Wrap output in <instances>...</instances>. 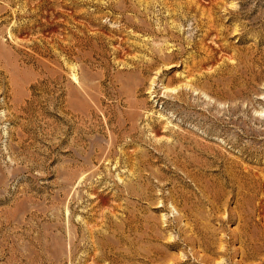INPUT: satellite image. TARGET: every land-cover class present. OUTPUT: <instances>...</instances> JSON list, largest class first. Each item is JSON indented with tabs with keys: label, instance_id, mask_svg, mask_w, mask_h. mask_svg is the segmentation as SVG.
Here are the masks:
<instances>
[{
	"label": "rangeland",
	"instance_id": "1",
	"mask_svg": "<svg viewBox=\"0 0 264 264\" xmlns=\"http://www.w3.org/2000/svg\"><path fill=\"white\" fill-rule=\"evenodd\" d=\"M260 207L264 0H0V264H96L118 227L153 264H214L220 240L231 264Z\"/></svg>",
	"mask_w": 264,
	"mask_h": 264
},
{
	"label": "bare ground",
	"instance_id": "2",
	"mask_svg": "<svg viewBox=\"0 0 264 264\" xmlns=\"http://www.w3.org/2000/svg\"><path fill=\"white\" fill-rule=\"evenodd\" d=\"M29 2V1H28ZM197 6V5H196ZM210 10V9H209ZM208 10V11H209ZM211 11V10H210ZM205 12V11H204ZM209 14V13H208ZM211 15V14H210ZM212 16V15H211ZM210 16V17H211ZM212 18V17H211ZM48 19V18H47ZM212 21V20H211ZM33 36V35H32ZM78 43V42H77ZM155 43V42H154ZM72 45H74V44H72ZM75 46V45H74ZM67 49V48H66ZM77 49V48H76ZM170 49V48H169ZM68 50V49H67ZM78 50V49H77ZM163 50V49H162ZM165 51V50H164ZM161 53V52H160ZM167 56H168V54H167ZM92 59V58H91ZM153 64V63H152ZM159 64V63H158ZM163 65V64H162ZM149 66H151V65H149ZM153 66V65H152ZM159 68V67H158ZM157 68V69H158ZM158 71V70H157ZM140 76V75H139ZM156 82V80H155V78H152V80H151V84H150V89L152 88V85L154 84ZM182 86H186V87H190V88H192V90H194L195 88H198V87H196V86H192V84H189V83H186L185 85H182ZM235 87V86H234ZM164 88L168 91V90H174V89H176V88H178V87H170V86H168V85H165L164 86ZM155 93V91L153 90L152 91V93ZM182 95V94H181ZM156 96V95H155ZM180 98V97H179ZM136 100V99H135ZM137 101V100H136ZM136 101H133L134 103H132L131 104V107L132 108H134V109H136V108H138L137 106H138V102H136ZM141 103V102H140ZM130 104V103H129ZM136 107V108H135ZM134 111V110H133ZM131 112H132V109H131ZM126 113V112H125ZM136 113V112H135ZM129 114V113H128ZM134 114V113H133ZM132 114V115H133ZM135 116L136 115H138V112L136 113V114H134ZM133 115V116H134ZM128 116V115H127ZM131 117V116H130ZM129 118V117H128ZM132 119H133V117H132ZM129 121H130V118H129ZM124 123V122H123ZM134 128V127H133ZM183 139H186L185 137H183ZM113 141V140H112ZM181 142V141H180ZM177 149V148H176ZM181 151V150H180ZM176 153V152H175ZM197 164V163H196ZM203 164V163H202ZM206 165V164H205ZM231 171V170H230ZM227 174V173H226ZM228 176V175H227ZM230 176V175H229ZM157 177V176H156ZM196 180V179H195ZM194 180V181H195ZM233 180L234 179H232V182H233ZM231 181V180H230ZM197 182V181H196ZM200 182V181H199ZM227 182H229L228 180H227ZM197 184H198V182H197ZM203 184V183H202ZM222 184V183H221ZM201 185V184H200ZM199 185V186H200ZM204 186V185H203ZM234 186V185H233ZM259 186V185H258ZM218 187H220V186H218V185H214L213 187H210V186H207V185H205L204 186V188H203V190H205V191H209L208 193L206 192V194H211V196L210 197H213V199H211L212 201L214 200V201H216V200H218L219 198L218 197H221V196H224L225 195V193H224V191H219L220 189H218ZM221 188V187H220ZM241 188V187H240ZM222 189V188H221ZM202 190V191H203ZM140 191V190H139ZM204 192V191H203ZM128 193L129 194H131V192L130 191H128ZM137 193V192H136ZM140 193H142V192H140ZM204 194V193H203ZM205 194V195H206ZM181 195V194H180ZM133 196V195H132ZM145 196V194L143 193V197ZM186 196V195H185ZM204 196V195H203ZM208 196V195H207ZM163 197V196H162ZM169 197V196H168ZM168 197H165L164 199H167ZM171 197V196H170ZM172 197H173V194H172ZM101 198V197H100ZM186 198V197H185ZM184 198V199H185ZM162 199V198H161ZM140 200V199H139ZM163 200V199H162ZM173 200V199H172ZM208 200H210V198H208ZM164 201V200H163ZM186 201V200H185ZM68 202V201H67ZM159 202V201H158ZM162 202V201H161ZM173 202V206L177 209V211L179 212V216L178 217H174L175 218V220H179V219H181V220H183L184 218L183 217H186V216H188L189 215V208H191V207H189L188 208V206H187V204H185L184 206H180V204H178V203H176V201H172ZM215 204V203H214ZM237 205V204H236ZM263 206V205H262ZM259 208V207H258ZM258 211H259V215L261 216V218L263 219V222L261 223V224H264V207H260V209H258ZM189 212V213H188ZM133 214H134V212H133ZM148 214V213H147ZM191 215V214H190ZM192 215H193V213H192ZM228 215V214H227ZM132 215H130L129 217H131ZM149 216V215H148ZM238 216V215H237ZM128 217V216H127ZM140 217V216H139ZM147 217V216H146ZM242 217V216H241ZM137 218V217H136ZM143 218V217H142ZM153 217H150L149 219H152ZM161 218H163V215L161 216V217H157V218H155L154 219V221H156V222H160V223H163L164 222V220H161ZM183 218V219H182ZM188 218V217H187ZM233 218V217H232ZM260 218V217H259ZM125 219V218H124ZM135 219V218H134ZM249 219V218H248ZM143 220V219H142ZM174 220V221H175ZM189 220V219H188ZM124 221V220H123ZM132 220L131 219H129L128 220V223H129V229H131V225H130V222H131ZM134 221V220H133ZM136 221V220H135ZM140 221V220H139ZM139 221H137V222H139ZM149 221V220H148ZM192 221V220H191ZM198 221V220H197ZM136 222V223H137ZM142 222V221H141ZM181 222V221H180ZM260 222H261V220H260ZM125 223V222H124ZM127 223V222H126ZM192 223V222H191ZM242 223V222H241ZM246 222H244V224H245ZM248 223V222H247ZM132 224V223H131ZM243 224V223H242ZM249 224V223H248ZM251 224V223H250ZM141 225V224H140ZM143 225V224H142ZM141 225V226H142ZM145 225H146V221H144V229H145ZM180 225V224H179ZM239 225V224H238ZM118 226H120V224L118 225ZM122 226H123V224H122ZM135 226V225H134ZM157 226H159V225H157ZM197 226H198V224H197ZM242 226V225H241ZM244 226V225H243ZM111 227V226H110ZM121 227V226H120ZM127 227V226H126ZM139 227V226H138ZM147 227V226H146ZM159 227H161V226H159ZM175 227H178L177 225L175 226ZM184 226H181V228H183ZM205 227V226H204ZM245 227V226H244ZM88 228V227H87ZM117 228V227H116ZM125 228V227H124ZM135 228V227H134ZM148 228V229H147ZM146 228V231H145V234H143L141 237H142V239L143 240H145L146 238H150L151 240L153 239V240H158L157 238H159L160 236H158V233H155V231H154V226H148ZM153 228V229H152ZM193 228V227H192ZM200 228H201V226H200ZM90 229V228H89ZM138 229V228H137ZM142 229V228H141ZM140 229V230H141ZM144 229H142V230H144ZM184 229V228H183ZM197 229V228H196ZM251 229V228H250ZM128 230V229H127ZM156 230V229H155ZM179 230H181V229H179ZM184 231H186V232H184ZM191 231V230H190ZM192 231H194V229L192 230ZM252 231V230H251ZM251 231H250V233H251ZM264 231V230H263ZM204 232V231H203ZM203 232H202V234H203ZM232 232H234V231H232ZM253 232V231H252ZM115 233V232H114ZM136 233V232H135ZM140 233V232H139ZM189 233H192V232H189ZM132 234V233H131ZM142 234V233H141ZM140 234V235H141ZM188 234V230H183V236H184V238H183V243L184 242H186L187 244H191L192 242H194V239H193V235L195 234H191V235H187ZM200 234V233H199ZM231 234V233H230ZM233 234V238L235 239V237L234 236H236V234L235 233H232ZM238 234V233H237ZM254 234V233H253ZM264 234V233H263ZM113 235V234H112ZM161 235V234H160ZM163 235V234H162ZM205 235V234H204ZM206 235H207V233H206ZM239 237H238V240L237 241H239L240 243H241V247H239L238 249H235V251L234 252H239L240 253V259H238V260H231V264H264V256H263V258L261 257H259V256H261V254L264 252V241L263 242H260L259 240V242H257V241H255V240H252V237L250 238V236H248V233H246V231L245 230H243V228L239 231ZM260 235V234H259ZM116 236L118 237V241H119V243L122 245H117V243H116V245H112V244H108V245H106V244H102L100 241V249H101V253L100 254H97V253H94L91 257H92V260L94 261V263H96L97 264V262H98V260H99V258H101V259H104V260H106V259H111L112 261H113V263L114 264H135V262H132V261H134L135 259H140L141 260V263L142 264H153L152 262L154 261L155 262V254H161V250H157L156 248V250H145V251H143V249H142V247H141V251H139V249H136V247H134V244H135V242H134V240L133 239H130L126 234H125V230L124 229H122V228H117V232H116ZM137 236V235H136ZM196 236V235H195ZM210 236V235H209ZM231 236V235H230ZM140 237V236H139ZM140 237V238H141ZM163 237V236H162ZM199 237V236H198ZM208 237V236H207ZM213 237V236H212ZM260 237V236H259ZM112 238V237H111ZM139 238V239H140ZM148 238V239H149ZM164 238V237H163ZM165 238H166V236H165ZM167 238H168V240L169 241H171V239H172V235H171V233L170 234H168L167 235ZM166 238V239H167ZM196 238V237H195ZM210 238V237H209ZM256 238V237H255ZM263 238H264V236H263ZM138 239V238H137ZM203 239V238H202ZM204 239H205V236H204ZM101 240V239H100ZM115 240V239H114ZM147 240V239H146ZM164 240V239H163ZM173 240V239H172ZM207 240V239H206ZM150 241V240H149ZM168 241V242H169ZM198 241H199V239H198ZM230 241H231V239H230ZM236 241V240H235ZM93 242H94V240H93ZM107 242V241H106ZM116 242V241H115ZM144 242V241H143ZM148 242V241H147ZM157 242V241H156ZM161 242V241H160ZM211 242V241H210ZM210 242H205V248H209L210 247V245H209V243ZM108 243V242H107ZM123 243H127L128 244V247L126 246V247H123ZM149 243V242H148ZM155 243V242H154ZM158 243H159V241H158ZM196 243V242H195ZM126 244V245H127ZM150 244V243H149ZM201 244V243H200ZM203 244H204V242H203ZM216 244V243H215ZM227 244H228V242H227ZM154 245V244H153ZM180 244L178 243V242H176V241H174V242H170V243H166V246H168V247H171V249H172V247H177V246H179ZM75 246V245H74ZM73 246V247H74ZM139 246V245H138ZM165 246V248H167ZM191 246V245H190ZM195 246V245H194ZM203 246V245H202ZM218 246V245H217ZM227 245H226V240H220V244H219V250L220 251H216V252H219L220 254H219V258L217 259V261H216V263L214 262V264H221L222 263V257H223V255L226 253V251L228 250V248L226 247ZM230 246V245H229ZM149 247H152V246H149ZM153 247H155V246H153ZM152 247V248H153ZM159 247V246H158ZM212 247V246H211ZM72 248V247H71ZM78 248V247H77ZM76 248V249H77ZM138 248V247H137ZM75 249V248H74ZM194 249V248H193ZM192 249V250H193ZM207 249H206V251H207ZM165 250V249H164ZM204 250V249H203ZM214 250V249H213ZM216 250V249H215ZM76 251V250H75ZM94 251V250H93ZM196 251V250H195ZM74 252V251H73ZM199 252V251H198ZM205 252V251H204ZM215 252V251H214ZM213 252V253H214ZM232 252V251H231ZM90 253H92V252H90ZM197 253V252H196ZM71 254H73V253H71ZM70 254V255H71ZM162 254H164V252L162 253ZM198 254V253H197ZM234 253L232 252V255H233ZM69 255V256H70ZM74 255V254H73ZM73 255H71L72 257V259H73ZM86 255V254H85ZM166 255V254H165ZM179 255V258H181L182 257V254L180 253V254H178ZM196 255V254H195ZM264 255V254H263ZM197 256V255H196ZM195 256V257H196ZM231 256V255H230ZM46 257V256H45ZM210 256H208V258H209ZM225 257V256H224ZM236 257V256H235ZM259 257V259H260V261L258 260L257 262H254V261H252V260H250V259H254V258H258ZM70 258V257H69ZM167 258H171V256L170 257H167ZM173 258V257H172ZM171 258V259H172ZM177 258V257H176ZM179 258H177V259H179ZM199 258V257H198ZM205 258V257H204ZM71 259V260H72ZM91 259V258H90ZM176 259V260H177ZM207 259V258H206ZM206 259H205V261H206ZM230 259V258H229ZM235 259V258H234ZM163 260V259H162ZM162 260L160 259L159 261H161L162 262ZM167 260V259H166ZM173 260V259H172ZM252 261V263H249L248 261ZM115 261V262H114ZM158 261V262H159ZM170 261V260H169ZM178 261V260H177ZM177 261H174V262H169V263H166V264H183V262H177ZM204 261V260H203ZM212 261H213V257H212ZM157 262V263H158ZM164 262H166V261H164ZM164 262H162V263H164ZM100 263V262H99ZM91 264V263H90ZM107 264V263H106ZM161 264V263H160ZM165 264V263H164ZM189 264V263H188ZM213 264V263H212Z\"/></svg>",
	"mask_w": 264,
	"mask_h": 264
}]
</instances>
